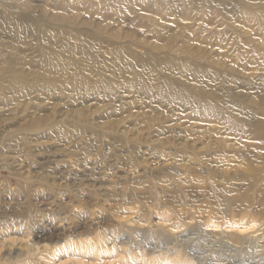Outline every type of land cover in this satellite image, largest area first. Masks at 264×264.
<instances>
[{"label": "rangeland", "instance_id": "374dc122", "mask_svg": "<svg viewBox=\"0 0 264 264\" xmlns=\"http://www.w3.org/2000/svg\"><path fill=\"white\" fill-rule=\"evenodd\" d=\"M246 10L264 20V0H0V264H264Z\"/></svg>", "mask_w": 264, "mask_h": 264}, {"label": "bare ground", "instance_id": "6f19581e", "mask_svg": "<svg viewBox=\"0 0 264 264\" xmlns=\"http://www.w3.org/2000/svg\"><path fill=\"white\" fill-rule=\"evenodd\" d=\"M242 18L245 20H248V22H250V23L252 21H254L256 27L258 29L260 28L261 31L264 32V20L263 21L261 20L260 22H258L257 20H260V17L258 14L256 15L255 13L251 12L250 10H246L245 12H243ZM146 60H144V63H149V60L148 61H146ZM188 71L193 72L194 75L202 74V71H200L197 67H190L188 69ZM258 109H259L258 111L256 110V116L255 117L254 116H249V117L248 116L247 117L237 116L235 126L237 128L244 129L245 131L252 134L256 139H258L264 143V141H263L264 140V93L260 95V102H259V108ZM262 169H264V166L260 169H257L256 171H259ZM261 177H263V174L262 175H260V174L256 175V177L253 176V179H254V181H257V180L260 181V179H262Z\"/></svg>", "mask_w": 264, "mask_h": 264}]
</instances>
